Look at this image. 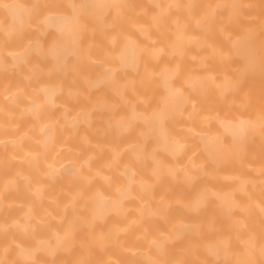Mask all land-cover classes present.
I'll return each mask as SVG.
<instances>
[{
  "label": "bare ground",
  "instance_id": "bare-ground-1",
  "mask_svg": "<svg viewBox=\"0 0 264 264\" xmlns=\"http://www.w3.org/2000/svg\"><path fill=\"white\" fill-rule=\"evenodd\" d=\"M0 264H264V0H0Z\"/></svg>",
  "mask_w": 264,
  "mask_h": 264
}]
</instances>
